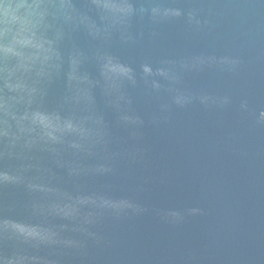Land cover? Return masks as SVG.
<instances>
[{"label":"water","instance_id":"1","mask_svg":"<svg viewBox=\"0 0 264 264\" xmlns=\"http://www.w3.org/2000/svg\"><path fill=\"white\" fill-rule=\"evenodd\" d=\"M0 264H264V0H0Z\"/></svg>","mask_w":264,"mask_h":264}]
</instances>
